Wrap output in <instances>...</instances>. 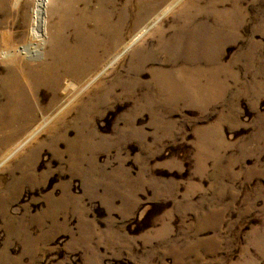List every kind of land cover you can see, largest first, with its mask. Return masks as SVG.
<instances>
[{"label":"rangeland","instance_id":"374dc122","mask_svg":"<svg viewBox=\"0 0 264 264\" xmlns=\"http://www.w3.org/2000/svg\"><path fill=\"white\" fill-rule=\"evenodd\" d=\"M42 2L0 0V264H264V0Z\"/></svg>","mask_w":264,"mask_h":264},{"label":"bare ground","instance_id":"6f19581e","mask_svg":"<svg viewBox=\"0 0 264 264\" xmlns=\"http://www.w3.org/2000/svg\"><path fill=\"white\" fill-rule=\"evenodd\" d=\"M42 3H43L42 0H40V7H41V5H43ZM36 20H38V18Z\"/></svg>","mask_w":264,"mask_h":264}]
</instances>
